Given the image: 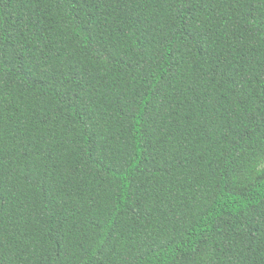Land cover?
<instances>
[{
  "label": "trees",
  "instance_id": "1",
  "mask_svg": "<svg viewBox=\"0 0 264 264\" xmlns=\"http://www.w3.org/2000/svg\"><path fill=\"white\" fill-rule=\"evenodd\" d=\"M0 264H264V0H0Z\"/></svg>",
  "mask_w": 264,
  "mask_h": 264
}]
</instances>
